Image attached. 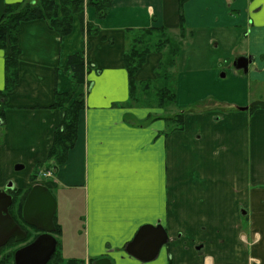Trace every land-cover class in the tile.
<instances>
[{
    "label": "crops",
    "instance_id": "crops-1",
    "mask_svg": "<svg viewBox=\"0 0 264 264\" xmlns=\"http://www.w3.org/2000/svg\"><path fill=\"white\" fill-rule=\"evenodd\" d=\"M23 1L37 0H0V18L7 4ZM110 1L104 19L86 9L85 22L99 28L96 35L88 36L77 17L65 37L45 20L22 25L19 83L1 101L0 190L11 195L36 185L31 176L47 161L62 118L51 109L55 94L70 91L68 60L84 55L91 66L75 96L85 95L78 140L44 184L83 195V264H264V110L218 118L210 111L192 113L184 117L183 131L170 134L163 110L129 104L123 64L128 29L176 30L182 6L192 34L186 46L197 47L190 59L185 49L181 53L177 107L248 106L252 84L261 85L264 95V0ZM242 56L254 57L248 74L234 67ZM162 57L151 54L136 80H153ZM219 70H227L230 80L220 81ZM21 164L28 173L16 170ZM158 222L170 239L158 259L142 263L129 256L125 247L139 229ZM189 232L199 233L198 254L186 253Z\"/></svg>",
    "mask_w": 264,
    "mask_h": 264
},
{
    "label": "trees",
    "instance_id": "trees-1",
    "mask_svg": "<svg viewBox=\"0 0 264 264\" xmlns=\"http://www.w3.org/2000/svg\"><path fill=\"white\" fill-rule=\"evenodd\" d=\"M112 7L110 0H37L23 1L7 4L0 18V50L8 51L5 57V89L0 91V120H4L5 106L2 100L12 92L19 83V62L21 49L19 47V34L24 23L45 20L50 28L57 32L60 37L72 33L75 17L86 30L88 36L96 35L99 28L92 23L85 22L86 9L93 8L97 19H104ZM180 23L176 32L166 27H150L141 30L128 29V46L123 55V64L129 77L130 105L138 106L143 99L147 104H156L160 109H167L177 103L176 93V71L178 62L187 39H191V31L184 22L183 8L180 7ZM151 54H161L153 80L138 82L137 73L145 66ZM91 66L84 55L75 54L68 60L66 71L72 79L69 92L55 94V101L51 109L59 110L62 118L59 126L53 134L52 145L49 149L47 162L51 169H58L68 159L69 152L75 147L78 140L80 114L85 109V95L75 98L79 88L85 85L86 73ZM206 104L203 102L200 104ZM258 108H251L250 111ZM183 113L168 120L173 128L169 133L182 131L184 129ZM39 164L31 176L35 181L40 167ZM48 168V169H49ZM30 189L14 190L13 204L10 211L12 218L27 233L23 243L12 241L0 250V264H15V253L22 247L32 243L41 232L29 227L23 219V207ZM57 238L62 229L55 222ZM57 252L48 264H83L81 260L71 259L65 262L61 252L59 240ZM6 251H9L6 253ZM94 260H92L93 263Z\"/></svg>",
    "mask_w": 264,
    "mask_h": 264
},
{
    "label": "water",
    "instance_id": "water-1",
    "mask_svg": "<svg viewBox=\"0 0 264 264\" xmlns=\"http://www.w3.org/2000/svg\"><path fill=\"white\" fill-rule=\"evenodd\" d=\"M254 57H239L234 67L237 71L248 74L249 66ZM251 108L264 109V98L255 101ZM249 108L242 109L243 111ZM22 165L16 166V170H23ZM13 187L10 184L7 189ZM13 204V197L6 191L0 190V250L10 240L23 242L27 238L24 231L12 218L9 210ZM57 201L51 190L41 184L35 185L28 194L23 207L24 222L32 228L40 231L31 244L19 249L14 256L15 264H48L57 252L58 241L53 233L56 231L55 215ZM169 235L164 226L158 222L156 225H144L136 236L125 247V252L142 263H150L158 259L161 249L169 243ZM94 264H114L110 259H100Z\"/></svg>",
    "mask_w": 264,
    "mask_h": 264
},
{
    "label": "rangeland",
    "instance_id": "rangeland-1",
    "mask_svg": "<svg viewBox=\"0 0 264 264\" xmlns=\"http://www.w3.org/2000/svg\"><path fill=\"white\" fill-rule=\"evenodd\" d=\"M169 29H171L172 33L176 32L174 28H169ZM189 40L190 39H187L183 49L186 50V55L190 56L189 57L190 59L192 55L196 54L197 45H195L193 49L191 46L187 47L186 45L188 44L187 42ZM199 50L200 48H197V51ZM4 55H5V51L0 50V65L2 62H4ZM175 71H176V77H175L176 83L175 84L177 86V81L179 77V68L177 67ZM226 72L227 70H219L218 78L220 79V81L227 82L230 80L229 75L227 76ZM0 83H1V80H0ZM252 85H253V88L251 89V93H252L251 101L252 102H250L248 106L239 107V108L236 107L237 109L231 106L221 105V104L215 107L211 102H207L206 104L197 103L195 105H192L189 107H182V108L177 107V103H176L175 106L169 107L167 109H160L156 106V104H151L152 106H150V104H147V102H145L144 99L141 102L142 104L138 106H134V107L163 110V113H164L163 118H165L166 120L180 113H183L185 116H187V115H191L192 113L208 112V111H210V113H216L217 115L215 116L218 118V117H221L223 114H227V113L230 114L232 112L235 113L238 110L241 111V109L245 107H249L255 101L262 100L264 98V95H263L261 85H256V86H254V84ZM260 110H263V109L258 108L257 110H254V111L247 110L244 113L251 116L253 115L254 112L260 111ZM172 128H173V125L169 123V132L171 131ZM192 128L193 127H191L190 129ZM42 164L43 165L39 169L36 180L33 181L35 183L39 182V183L45 184L48 182L47 180L52 179L55 174V170L48 167L52 164L51 162L46 161L45 163H42ZM48 172H52L53 176L45 178L44 175ZM20 173L26 174L28 173V169L21 170ZM52 193L57 201V212L55 215V222L62 229L61 235L57 237L59 240V244H60V247H59L60 252L62 256H64L63 258L65 262L71 259L83 261L85 259L84 255L86 253L85 252L86 246L84 243V239L82 236L80 237V235L82 234V231L84 230L83 227H84V217H85V205L83 201V195L81 191L71 190L67 188H60L57 191H52ZM183 241H185L184 247L186 248L185 250H186L187 255L198 254L202 250L201 244L199 242L201 241L199 238V233L189 232V234L187 235V237L184 238ZM8 252L9 251H6V253Z\"/></svg>",
    "mask_w": 264,
    "mask_h": 264
},
{
    "label": "flooded vegetation",
    "instance_id": "flooded-vegetation-1",
    "mask_svg": "<svg viewBox=\"0 0 264 264\" xmlns=\"http://www.w3.org/2000/svg\"><path fill=\"white\" fill-rule=\"evenodd\" d=\"M8 190H10V189H8ZM11 208H12V206L10 207L9 212L11 211ZM12 241H15V239L10 240L9 243H8L7 245H9ZM15 242H16V241H15ZM23 242H24V241H23ZM23 242H16V243H23ZM7 245H6V246H7ZM6 246H5V247H6Z\"/></svg>",
    "mask_w": 264,
    "mask_h": 264
},
{
    "label": "built area",
    "instance_id": "built-area-1",
    "mask_svg": "<svg viewBox=\"0 0 264 264\" xmlns=\"http://www.w3.org/2000/svg\"><path fill=\"white\" fill-rule=\"evenodd\" d=\"M52 176V173L51 172H48L44 175V177H51Z\"/></svg>",
    "mask_w": 264,
    "mask_h": 264
}]
</instances>
